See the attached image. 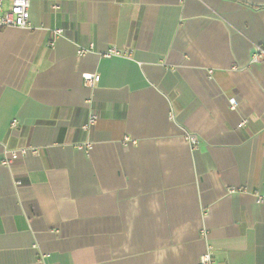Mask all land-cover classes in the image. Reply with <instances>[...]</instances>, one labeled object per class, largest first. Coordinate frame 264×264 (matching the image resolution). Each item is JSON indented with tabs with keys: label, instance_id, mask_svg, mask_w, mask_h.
Masks as SVG:
<instances>
[{
	"label": "crops",
	"instance_id": "crops-1",
	"mask_svg": "<svg viewBox=\"0 0 264 264\" xmlns=\"http://www.w3.org/2000/svg\"><path fill=\"white\" fill-rule=\"evenodd\" d=\"M29 13L0 28V264H264V0Z\"/></svg>",
	"mask_w": 264,
	"mask_h": 264
},
{
	"label": "built area",
	"instance_id": "built-area-1",
	"mask_svg": "<svg viewBox=\"0 0 264 264\" xmlns=\"http://www.w3.org/2000/svg\"><path fill=\"white\" fill-rule=\"evenodd\" d=\"M57 8V5L54 6ZM18 28V29H29L30 28V13H29V0H12L11 5L8 9H4V0H0V28ZM61 33V30H54L53 34L58 35ZM52 45V43H51ZM88 49L80 48L78 50L79 55H83L88 52ZM253 62H264V46H256L255 52L252 58ZM98 75H83L82 81L83 85L87 87H94L98 82ZM229 106L233 109L237 107V102L235 99H230ZM97 114L91 112L86 122L80 127V129L88 133L93 128L96 120ZM245 124V120L242 119L240 126ZM16 127V121L13 120L10 125V129ZM186 139L190 144H195L197 139L194 134L186 132ZM128 141V140H126ZM77 149L85 150L86 152L91 148L90 142L86 141L82 144L76 145ZM9 158L5 161L6 164H9L12 160L17 159L21 155L25 154V150H16V151H7ZM261 199H258L259 202ZM198 264H215L213 259V252L211 248H208L200 257Z\"/></svg>",
	"mask_w": 264,
	"mask_h": 264
}]
</instances>
